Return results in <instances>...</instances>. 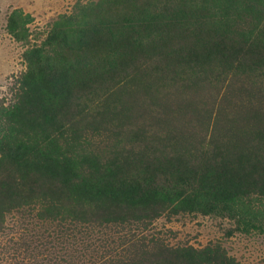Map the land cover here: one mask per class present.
Listing matches in <instances>:
<instances>
[{
  "label": "rangeland",
  "instance_id": "374dc122",
  "mask_svg": "<svg viewBox=\"0 0 264 264\" xmlns=\"http://www.w3.org/2000/svg\"><path fill=\"white\" fill-rule=\"evenodd\" d=\"M181 1L139 0V11L150 6L151 12L169 16L149 34L157 41L145 39L125 67L101 75L91 70L107 66L117 41L102 32L116 21L127 28L132 0H0V116L17 106L43 150L55 137L69 158H95L101 175L109 165L167 184L171 163L188 167L186 172L200 180L207 167L237 164L242 153L253 163L263 162L264 65L236 60L232 67L221 58L199 57L212 10L188 9L198 13L188 17H198L196 24L184 19ZM99 3L102 17H92L89 8ZM89 15L90 23L101 18L104 23L90 46L84 42L79 55H69L76 67L85 62L89 67L77 74L68 98L56 95L62 106L49 120L44 98L56 94L54 87L64 80L58 58L66 51L50 38L54 30H85ZM141 26L134 25V34L143 33ZM254 60L248 56L245 62ZM8 174L0 169V180L12 181ZM31 177L34 189L25 199L0 197V264H264V230L242 231L226 212H205L194 201L131 211L113 199L75 201L69 190L63 207L56 208L60 203L49 192L47 177L39 171ZM251 196L256 209L264 210V197L257 191ZM209 251L205 263L197 261Z\"/></svg>",
  "mask_w": 264,
  "mask_h": 264
},
{
  "label": "trees",
  "instance_id": "16d2710c",
  "mask_svg": "<svg viewBox=\"0 0 264 264\" xmlns=\"http://www.w3.org/2000/svg\"><path fill=\"white\" fill-rule=\"evenodd\" d=\"M190 1L192 0H184L178 5V8L181 7L180 12L186 16L185 20H193L196 24L201 22L198 17L194 19L198 13L194 11L187 12L188 9L205 10L208 8L212 10L205 20L208 27L203 34L205 38L201 45L202 51L199 57H203V59L221 58L220 60L232 67H234L236 60H240L241 63L244 60L243 66H245V63L251 66L264 65V25L259 26V22L264 19V17L262 18L264 15V0ZM138 2L139 0H132L134 11L129 12L126 16L127 28H123L124 24L120 26V22L116 21L115 26L107 34L102 32L104 36L108 35L106 37L117 41L110 52V60L107 66L102 63L97 64V67L93 68L91 72L95 71L96 73L98 71L99 74L106 75L104 72L117 71L125 67L129 58H133V52H136L135 48L142 46L145 39L150 42L157 41L149 37V34L160 28L164 24V18L166 20L169 16L158 11L151 12L150 8L152 7L150 6L139 11ZM101 4L89 8L92 17H102L99 14V12L102 13L100 10L102 8ZM156 7L155 4L153 8ZM191 15L195 17L188 18ZM72 19L73 16L67 19L70 25L73 24ZM13 20L16 21L12 18ZM156 21L155 29L152 30L151 26ZM103 23L104 18H101L98 24L90 23L89 15L86 23L88 28L85 30L73 28L71 30L67 29L68 31L54 30L50 38L51 43L57 42L56 45L58 46L63 44L66 51L64 56L61 54L58 58L59 61L62 60L61 73L64 80L59 85L58 90L56 86L54 87L56 94L44 98L46 107L42 106L51 115L48 118L49 120L55 119L58 107L62 106V102L57 101L56 95L68 98L67 90L75 86L77 74L79 75L82 69L84 71L89 67L86 62L84 63L86 66L76 67V64L69 60V55H79L81 49H83L81 45L84 42H86V46H90V39L98 35ZM138 24L142 25L140 29H143L141 31L143 33H139V35L138 33L134 34L136 29L134 25ZM11 29L14 31L15 27L12 26ZM126 33L127 36H125ZM157 34L160 35V33ZM150 35L153 36V34ZM247 43L253 44L254 47H248ZM254 52L256 53L255 56ZM248 56L255 59L254 62H245ZM79 62L83 63L82 60ZM103 67L106 68L103 69ZM58 76L56 74L52 75V77L57 78ZM22 112L23 110L16 106L3 111L2 116H0V120L4 119L0 123V151L2 152V155H0V169L4 170L5 168L9 170L8 175H14L9 176L12 181L0 180V197H3V199H20L19 197L25 199V196L30 195L31 190L34 189L31 187L32 182H29L32 181L31 176L34 175V172L38 173L39 171L40 175L47 177L48 182L51 183L48 185L49 192L53 191L59 200L60 204L56 208L63 207L61 202L65 200L63 195L66 190H69L70 196L75 201L83 202L84 200V202L98 204L99 201L113 199L117 202H123L126 207L131 208V211L144 206H150L153 209L160 202L182 207L188 204L192 205L191 203L194 201L193 205H200L205 212L228 213L237 220L240 225L239 228L242 227V231L264 230V210L256 209L252 204L251 196L257 191L264 197V161L253 163L248 160V155L244 156L245 154L242 153L240 162L237 164L223 163L220 165V169L212 166L207 167L208 173L200 176V180L191 170H189L190 174L186 172L188 167L182 169L180 165L176 167L171 163L168 166L171 179L167 184H158L149 175L138 178L135 174L125 173L120 167L114 170L109 165L106 166L109 173L107 174L106 171L108 170H105L101 175L99 173L100 163L95 158L83 156L82 161L69 158L64 151L59 149L55 137L51 139L48 147L43 150L37 143L38 136L31 137L28 133L26 127L30 128V125L23 120ZM7 121L9 122L8 128H6ZM84 163L89 166L86 171L81 168ZM181 165L183 164L181 163ZM145 171H148V169ZM17 178L19 180H16ZM34 181L36 182L38 179H34ZM25 185H29L31 189L25 190ZM20 186L23 187L20 188ZM185 186H189V189H186ZM205 195L206 197L209 196L206 202L204 201ZM210 253L211 251L204 253L205 257L196 256L198 259L196 260L205 263V260L209 259Z\"/></svg>",
  "mask_w": 264,
  "mask_h": 264
}]
</instances>
